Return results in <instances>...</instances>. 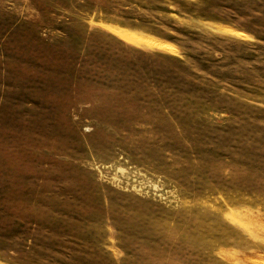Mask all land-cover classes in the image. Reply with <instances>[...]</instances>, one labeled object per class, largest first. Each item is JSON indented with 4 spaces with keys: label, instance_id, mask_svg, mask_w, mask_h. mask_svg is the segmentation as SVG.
Here are the masks:
<instances>
[{
    "label": "rangeland",
    "instance_id": "obj_1",
    "mask_svg": "<svg viewBox=\"0 0 264 264\" xmlns=\"http://www.w3.org/2000/svg\"><path fill=\"white\" fill-rule=\"evenodd\" d=\"M0 264H264V0H0Z\"/></svg>",
    "mask_w": 264,
    "mask_h": 264
},
{
    "label": "crops",
    "instance_id": "obj_2",
    "mask_svg": "<svg viewBox=\"0 0 264 264\" xmlns=\"http://www.w3.org/2000/svg\"><path fill=\"white\" fill-rule=\"evenodd\" d=\"M125 39H127V38H125Z\"/></svg>",
    "mask_w": 264,
    "mask_h": 264
}]
</instances>
